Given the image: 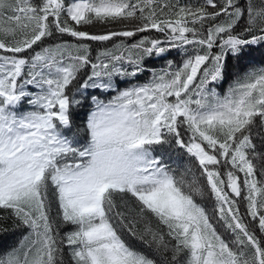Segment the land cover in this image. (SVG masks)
I'll use <instances>...</instances> for the list:
<instances>
[{"label":"snow or ice","instance_id":"snow-or-ice-1","mask_svg":"<svg viewBox=\"0 0 264 264\" xmlns=\"http://www.w3.org/2000/svg\"><path fill=\"white\" fill-rule=\"evenodd\" d=\"M255 49L264 0H0V264H264Z\"/></svg>","mask_w":264,"mask_h":264},{"label":"trees","instance_id":"trees-1","mask_svg":"<svg viewBox=\"0 0 264 264\" xmlns=\"http://www.w3.org/2000/svg\"><path fill=\"white\" fill-rule=\"evenodd\" d=\"M89 31H99L100 28L99 26L97 27H92L88 29ZM167 59H173L176 62H179L180 60V55L176 52L173 51L169 53L166 57L164 58H159V59H153L148 61L149 67L159 69L163 67L166 63ZM249 59L254 62L255 64L259 65L261 61H264V49H255L252 51L251 56ZM235 63V62H233ZM149 73L145 72L141 74L137 80L139 82H144L149 78ZM123 86V85H122ZM101 98H106L105 96L101 95ZM90 110V104L89 102H85L84 107L81 109H78V115L74 116L75 123L77 125L82 124L83 118L87 111ZM3 227L8 228L7 232H0V253H4L7 250H9L12 247H15L19 240L21 239V231L20 230H14L12 228L11 223H6L3 225Z\"/></svg>","mask_w":264,"mask_h":264}]
</instances>
